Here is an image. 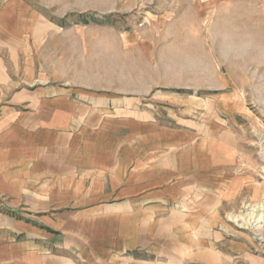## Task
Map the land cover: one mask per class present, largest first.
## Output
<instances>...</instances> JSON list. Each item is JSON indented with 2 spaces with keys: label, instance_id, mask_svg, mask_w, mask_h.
I'll return each mask as SVG.
<instances>
[{
  "label": "rangeland",
  "instance_id": "obj_1",
  "mask_svg": "<svg viewBox=\"0 0 264 264\" xmlns=\"http://www.w3.org/2000/svg\"><path fill=\"white\" fill-rule=\"evenodd\" d=\"M58 86L149 122L156 188L170 154L154 264H264V0H0V116Z\"/></svg>",
  "mask_w": 264,
  "mask_h": 264
},
{
  "label": "crops",
  "instance_id": "obj_2",
  "mask_svg": "<svg viewBox=\"0 0 264 264\" xmlns=\"http://www.w3.org/2000/svg\"><path fill=\"white\" fill-rule=\"evenodd\" d=\"M25 95L0 116V264H154L180 205L170 154L159 188L143 158L149 122L71 87Z\"/></svg>",
  "mask_w": 264,
  "mask_h": 264
},
{
  "label": "bare ground",
  "instance_id": "obj_3",
  "mask_svg": "<svg viewBox=\"0 0 264 264\" xmlns=\"http://www.w3.org/2000/svg\"><path fill=\"white\" fill-rule=\"evenodd\" d=\"M254 210V209H253ZM232 216V215H231ZM257 216V215H256ZM264 216V215H263ZM263 216L261 218H263ZM241 217L240 215H235L234 218H239ZM246 222V218L243 219ZM254 228V227H253Z\"/></svg>",
  "mask_w": 264,
  "mask_h": 264
}]
</instances>
